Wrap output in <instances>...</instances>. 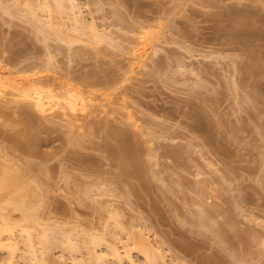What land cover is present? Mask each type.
<instances>
[{
	"label": "rangeland",
	"instance_id": "1",
	"mask_svg": "<svg viewBox=\"0 0 264 264\" xmlns=\"http://www.w3.org/2000/svg\"><path fill=\"white\" fill-rule=\"evenodd\" d=\"M73 1L77 7L70 0H0L1 65L10 69L15 57L14 70L25 72L36 64L42 77L81 90L87 100L85 110L70 116L76 125L59 117L60 107L36 114L46 130L26 151L16 139L28 129L21 115L27 108L15 96L7 95L17 104L5 98L11 110L0 117V156L6 153L23 171L34 162L27 179L45 183L42 207L35 208L40 222L28 226L40 250L35 262L94 264L90 252L96 251L99 264H147L142 238L160 253L155 264H264V0ZM110 126L141 149L133 167L105 148L107 140L118 145ZM68 133L80 140L72 142ZM13 210L7 212L18 224L21 250L11 259L0 249V263L36 264L20 234L27 222ZM45 237L58 241L48 255L39 246ZM68 239L71 246L64 247Z\"/></svg>",
	"mask_w": 264,
	"mask_h": 264
},
{
	"label": "bare ground",
	"instance_id": "2",
	"mask_svg": "<svg viewBox=\"0 0 264 264\" xmlns=\"http://www.w3.org/2000/svg\"><path fill=\"white\" fill-rule=\"evenodd\" d=\"M72 1V2H71ZM70 2H71V4H72V6H74V7H77V5H75V1H73V0H70ZM63 5V4H62ZM33 6H34V4H33ZM60 6V5H59ZM38 7H39V5H38ZM62 8H63V6H61ZM29 8V7H28ZM33 8V7H32ZM36 9H37V6H36ZM40 9V8H39ZM66 9V8H65ZM61 10V9H60ZM35 11V10H34ZM62 11V10H61ZM33 12V11H32ZM38 12H40L39 10H38ZM168 12V11H167ZM36 13V15L35 16H33V17H35L36 18V22H39L40 23V21H38L37 20V17H38V14H37V12H35ZM120 13V12H119ZM164 13V12H163ZM32 14V13H31ZM116 14V13H115ZM162 14V13H161ZM160 14V15H161ZM122 15V14H121ZM120 15V16H121ZM166 15V14H165ZM119 16V15H118ZM119 16V18H120V20L122 19L121 17ZM158 16V15H157ZM162 16H164V14L162 15ZM243 16V15H242ZM123 17V16H122ZM154 18V17H153ZM248 19V18H247ZM35 20V19H34ZM40 20V19H39ZM78 20H79V18H78ZM78 20H76L77 22H78ZM154 20H156V19H154ZM234 20H235V18H234ZM122 21V20H121ZM135 21V20H134ZM146 21V20H145ZM238 21H240V20H238ZM242 21H244V20H242ZM81 22V21H80ZM80 22H78V24L80 23ZM136 22V21H135ZM138 22V21H137ZM157 22V21H156ZM250 22V21H249ZM41 23H42V21H41ZM82 23V22H81ZM123 23V22H122ZM142 23V22H141ZM237 23V22H236ZM240 22H238V24H239ZM77 24V25H78ZM121 24V23H120ZM134 24V23H133ZM160 24V23H159ZM234 24V23H233ZM245 24H246V22H245ZM245 24L244 23H241V25H244V27H245ZM80 25V24H79ZM78 25V26H79ZM82 25L83 26H85L86 27V25H84L83 23H82ZM82 25H80V26H82ZM123 25V24H122ZM139 25H141V24H139ZM144 25H146V24H144ZM161 25V24H160ZM248 25V24H247ZM88 26V25H87ZM233 26V25H232ZM239 26V25H238ZM89 27V26H88ZM127 27V26H126ZM135 27H136V25H135ZM137 27H138V25H137ZM143 27V26H142ZM41 28V27H40ZM87 28V27H86ZM90 28V27H89ZM134 28V27H133ZM146 28H148V27H146ZM238 28V27H237ZM78 29V28H77ZM131 29V28H130ZM129 29V30H130ZM135 29V28H134ZM40 30V29H39ZM73 30V29H72ZM79 30V29H78ZM84 30H86V29H83L82 30V28H81V31H83L84 32ZM133 30V29H132ZM139 30V29H138ZM37 31H38V29H37ZM42 31V30H41ZM80 31V30H79ZM80 31V32H81ZM92 32V29L91 30H89V32ZM243 31V30H242ZM136 32V31H135ZM142 32V31H141ZM237 32H238V30H237ZM39 33V32H38ZM94 33V32H93ZM87 34V33H86ZM91 34V33H90ZM138 34V33H137ZM146 34H147V32H146ZM82 35V34H81ZM84 35V34H83ZM96 35V34H95ZM135 35V34H134ZM140 35H142V34H140ZM86 36V35H85ZM94 36V35H93ZM97 36H98V34H97ZM39 37V36H38ZM87 37V36H86ZM89 37V36H88ZM100 37V36H99ZM99 37H97V39L99 38ZM144 37V36H143ZM156 37V36H155ZM45 38H47V36H45ZM58 38H59V36H58ZM61 38V37H60ZM59 38V39H60ZM78 38V37H77ZM80 38V37H79ZM90 38V37H89ZM88 38V39H89ZM159 38V37H158ZM42 39H43V37H42ZM147 39H148V37H147ZM151 39V38H150ZM168 39V38H167ZM44 40H46V39H44ZM63 40V39H62ZM76 40V39H75ZM74 40V41H75ZM78 40H80V39H78ZM83 40V39H82ZM93 40V39H92ZM43 41V40H42ZM64 41V40H63ZM68 41V40H67ZM91 41V40H90ZM34 42V41H33ZM101 42V41H100ZM144 43H146V45L148 44L147 42H145V40L143 41ZM143 42H141L140 44H143ZM18 43V42H17ZM37 43H39V42H37ZM41 43V42H40ZM43 43V42H42ZM49 43V42H48ZM89 43V42H88ZM92 44V43H91ZM31 48V47H30ZM69 48H71V47H69ZM37 49V48H36ZM68 49V48H67ZM3 50H5V49H3ZM2 50V51H3ZM23 50V49H22ZM63 50H65V49H63ZM71 50V49H70ZM1 51V52H2ZM28 51V50H27ZM44 51V50H43ZM55 51V50H54ZM78 51V50H77ZM6 53V52H5ZM40 53V52H39ZM69 53V52H68ZM3 54V53H2ZM20 54L21 53H19V55L18 56H20ZM50 54H52V53H50ZM74 54V53H73ZM155 54V53H154ZM6 55V54H5ZM4 55V56H5ZM55 55H56V53H55ZM70 55H72L71 53H70ZM70 55H68V56H70ZM3 56V57H4ZM14 56V55H13ZM15 56H17V55H15ZM22 56V55H21ZM39 56V55H38ZM48 56V55H47ZM144 56V55H143ZM150 56V55H149ZM1 57V56H0ZM72 57V56H71ZM6 57H4V59H5ZM15 58V57H14ZM14 58H12L11 60H9L10 62H14V65H16L15 64V62H20L19 60L18 61H16ZM30 58V57H29ZM34 58V57H33ZM51 58V57H50ZM53 58V57H52ZM55 58V57H54ZM70 58V57H69ZM2 59V58H1ZM0 59V60H1ZM19 59V58H18ZM3 60V59H2ZM21 60V59H20ZM38 60V59H37ZM46 60H47V58H46ZM254 60V59H253ZM252 60V61H253ZM8 61V60H7ZM36 63H38V61H36V60H34ZM44 61V60H43ZM53 61H54V59H53ZM52 61V62H53ZM4 62V61H3ZM21 62H23V61H21ZM29 62V61H28ZM51 62V63H52ZM255 62V61H254ZM261 62V61H260ZM259 62V63H260ZM8 63V62H7ZM256 63V62H255ZM3 64V63H2ZM5 64V63H4ZM1 65V61H0V117H2L3 118V116L5 115V117H7L6 116V114H7V112H8V109H10V107H9V105H8V98L7 99H5L6 98V96L9 94L12 98L15 96V97H17V99L16 98H14L15 99V101L16 100H18L19 99V101H20V103L22 102L23 103V107L25 108H27V109H24L23 111H21L22 109H23V107H22V109L20 110L22 113H21V115L23 116V121H24V123H25V125H26V128H28L27 130H23L24 132L22 133V139H16V143H21V145L23 146V147H25L26 148V151H27V148L29 149V147H34V146H36V145H38L37 143L39 142L38 141V139L40 138V137H37V133H39L40 132V130H42V129H44V130H46L45 128H46V125H45V127H44V125H42V124H40V122H39V120L40 119H38V117L36 116V114H41V115H45V117H46V114H50V112L51 111H56L57 109H56V107H60V109H61V112L59 113L58 112V115H59V117L60 118H62V119H65L66 117H69V119L68 120H70V122L72 123V125H74L75 124V122L73 121L74 120V117H77L76 115H77V112L78 111H80L79 110V108L80 109H82V110H85V109H83V107H85L84 105L86 104V102H85V98L86 97H84V93L83 92H81V90H77V88L75 89V87H72V86H69V84L68 85H66V84H61V83H59L58 81V79H56V78H49L48 76H47V78H45V77H42L40 74H41V71H40V69L38 68V65H34V66H31L32 67V71L33 72H30V73H32V74H26V71L27 70H30V69H28V67H27V69H26V71L24 72V70L23 69H25V68H23L22 70L21 69H18V70H14V68H13V66L14 65H12L11 67H10V69H9V65L8 64H5V65ZM11 64V63H10ZM13 64V63H12ZM19 64V63H18ZM23 64V63H22ZM25 64V63H24ZM28 64H30V63H28ZM40 64V63H39ZM42 64V63H41ZM44 64V63H43ZM53 64V63H52ZM20 65V64H19ZM31 65V64H30ZM33 65V64H32ZM256 65H257V63H256ZM258 65H260V64H258ZM16 66H18V65H16ZM20 66H22V65H20ZM24 66V65H23ZM29 66V65H28ZM15 67V66H14ZM30 67V66H29ZM252 67V66H251ZM250 67V68H251ZM254 67H256V66H254ZM260 67H261V65H260ZM17 68V67H16ZM15 68V69H16ZM39 69V71H38V69ZM41 68V67H40ZM45 68V67H44ZM50 68V67H49ZM48 68V69H49ZM161 68V67H160ZM253 68V67H252ZM262 68H263V66H262ZM37 69V70H36ZM54 69V68H53ZM255 69V68H254ZM258 69H259V67H258ZM30 70V71H31ZM44 70V69H43ZM247 70V69H246ZM256 70V69H255ZM254 70V71H255ZM23 71V72H22ZM251 71V70H250ZM39 72H40V74H39ZM47 73H48V71H46ZM45 72V73H46ZM53 72V71H52ZM28 73V72H27ZM45 73H42L43 75L45 74ZM94 74V73H93ZM246 74V73H245ZM86 76V75H85ZM58 78V77H57ZM89 78V77H88ZM104 78V77H103ZM92 79V78H91ZM245 79V78H244ZM56 80H58L57 82H56ZM92 81H93V79H92ZM113 81V80H112ZM85 82V81H84ZM87 82V81H86ZM69 83V82H68ZM101 83V82H100ZM104 83V82H103ZM244 83V82H243ZM71 84V83H70ZM106 84V83H105ZM86 85H87V83H86ZM246 85V84H245ZM109 86V85H108ZM9 89H11L12 91H17V92H15L14 94H13V96L11 95V93H9ZM81 89V88H80ZM11 91V92H12ZM13 93V92H12ZM10 96H7V97H10ZM10 97V99H12ZM9 99V101H11ZM12 101H13V99H12ZM19 101H18V103H19ZM87 101V100H86ZM14 102V101H13ZM14 103H16V102H14ZM19 103V104H20ZM9 104H11V102L9 103ZM13 104V103H12ZM17 104V103H16ZM11 106V105H10ZM81 106H83L82 108H81ZM19 107H20V105H19ZM30 108V110H33V109H35L34 111L35 112H38V113H35L34 111L32 112V111H30V110H28ZM33 108V109H32ZM20 109V108H19ZM56 109V110H55ZM11 110V109H10ZM15 112H17V111H15ZM11 113V112H10ZM52 113V112H51ZM196 113V112H195ZM104 114V113H103ZM17 115H18V113H17ZM21 115H20V117H21ZM55 115H57V114H55ZM192 115V114H191ZM199 115V114H198ZM206 115V114H205ZM70 116H74L73 117V119H71L72 117H70ZM57 117V116H56ZM206 117V116H205ZM11 118V117H10ZM12 118H15V117H12ZM40 118V117H39ZM58 118V117H57ZM1 119V118H0ZM98 119H100V118H98ZM104 119V118H103ZM201 119H202V117H201ZM205 119V118H204ZM5 120V119H4ZM77 120H79V119H76L75 121H77ZM96 120V119H95ZM7 121H8V119H7ZM9 121H10V119H9ZM53 121V120H52ZM62 121H64V120H62ZM81 121V120H80ZM104 121V120H103ZM198 121V120H197ZM6 122V121H5ZM59 122V121H58ZM78 122V121H77ZM96 122V121H95ZM195 122V121H194ZM12 123V122H11ZM15 123V122H14ZM14 123H12V124H14ZM20 123V122H19ZM18 123V124H19ZM23 123V122H22ZM24 123L22 124V125H24ZM57 123V122H56ZM60 123V122H59ZM64 123V122H63ZM74 123V124H73ZM92 123H94V122H92ZM92 123H90V124H92ZM99 122L97 121V125H98V127H99V125L101 124H98ZM106 123V122H105ZM0 124H4V123H0ZM6 124V123H5ZM10 124V123H9ZM48 124V123H47ZM54 124V123H53ZM53 124H50V125H53ZM65 124V123H64ZM63 124V125H64ZM69 124V123H68ZM79 124V123H78ZM17 125V124H16ZM49 125V124H48ZM57 125V124H56ZM59 125V124H58ZM62 125V124H61ZM67 125V124H66ZM70 125L71 124H69V127H70ZM76 125V124H75ZM81 125V124H80ZM84 125V124H83ZM83 125H82V128H83ZM111 125V124H110ZM92 126V125H91ZM132 126V125H131ZM69 127H68V130H69ZM85 127H86V125H85ZM88 127H90V125H88ZM87 127V128H88ZM196 127V126H195ZM4 128H5V125H4ZM7 128V127H6ZM13 128V127H12ZM23 128V127H22ZM25 128V129H26ZM51 128V127H50ZM65 128H67V127H65ZM71 128H73V127H71ZM70 128V129H71ZM74 128H76V127H74ZM80 128V127H79ZM105 128H108L107 127V125H106V127ZM116 128V127H115ZM122 128V127H121ZM194 128V127H193ZM2 129V128H1ZM21 129V128H20ZM77 129H78V127H77ZM84 129H86V128H84ZM96 129V128H95ZM138 129V128H137ZM198 129V128H197ZM203 129V128H202ZM78 130H80V129H78ZM98 130V129H97ZM109 130V129H108ZM108 130H106L107 131V133H108ZM111 130V131H110ZM110 132L108 133L112 138H111V140L113 139V137L115 138V139H117L116 140V142L118 143V145L116 144V145H113L112 143H110V141H106V143H104V146H105V148L109 151V153L112 155V156H114L115 158H117V160H119V163H121L122 162V165L123 166H125L126 168H129L131 165H132V167H133V165L139 160V159H137L138 157V153L140 152V150H139V152L137 153L136 152V150L134 149L135 148V146H134V148L130 145L131 143L127 140L126 141V138H124L125 136H129V135H125L124 133H123V135H122V132L120 133V131H118L117 132V130L115 131V130H112V128H111V126H110ZM122 130V129H121ZM139 130V129H138ZM82 131V130H81ZM86 131H87V129H86ZM103 131H104V129H103ZM102 131V132H103ZM195 131V130H194ZM41 132H43V130L41 131ZM51 132V131H50ZM61 132V131H60ZM69 132V131H68ZM83 132V131H82ZM89 132V131H88ZM99 132H100V130H99ZM71 133V132H70ZM70 133H68L69 134V136L71 137V140H72V142H75V138H77V135L75 136V134L74 133H76V131H74V133H72L73 135V137L70 135ZM79 133H81V132H79ZM19 134V133H18ZM53 134V133H52ZM65 134V133H64ZM67 134V133H66ZM65 134V135H66ZM77 134V133H76ZM86 134V135H85ZM100 134H101V132H100ZM130 134V133H129ZM2 135L4 136V133L0 130V136H1V138H2ZM16 135V134H15ZM19 135H21V134H19ZM39 135V134H38ZM14 136V135H13ZM40 136V135H39ZM83 136H86L87 137V133H85L84 132V135ZM83 136H81V137H83ZM105 136V135H104ZM122 136H124L123 138H122ZM7 137H9L8 135H7ZM11 137V136H10ZM52 137V136H51ZM75 137V138H74ZM12 138V137H11ZM10 138V139H11ZM15 138V137H14ZM21 138V137H20ZM43 138V137H42ZM110 138V137H109ZM9 139V138H8ZM53 139V138H52ZM3 140H5V138L3 139ZM39 140H41V139H39ZM43 140V139H42ZM61 140V139H60ZM80 139H79V137L77 138V142L79 141ZM84 140V139H83ZM110 140V139H109ZM129 140H130V138H129ZM15 141V140H14ZM13 141V142H14ZM49 141V140H48ZM53 141V140H52ZM68 141H69V138H68ZM132 141V140H131ZM1 142V141H0ZM9 142H11V140L9 141ZM8 142V143H9ZM42 142V141H41ZM60 142V141H59ZM71 142V141H70ZM76 142V144H78ZM105 142V141H104ZM113 142V141H112ZM15 143V144H16ZM43 143V142H42ZM50 143H51V140H50ZM54 143V142H53ZM80 143H82V141L80 142ZM80 143H79V145H80ZM103 143V142H102ZM130 143V144H129ZM11 144V143H10ZM13 144V143H12ZM56 144V143H55ZM70 144V143H69ZM99 144V143H98ZM14 145V144H13ZM40 145H42V144H40ZM71 145V144H70ZM73 146H74V144H72ZM71 145V146H72ZM86 145V144H85ZM100 145V144H99ZM20 146V145H19ZM22 146H20L21 148H22ZM102 145H100V147H101ZM77 147H78V145H77ZM169 147V146H168ZM17 148V147H16ZM34 148H36V147H34ZM69 148H70V146H69ZM75 148V147H74ZM79 148V147H78ZM102 148V147H101ZM138 148V147H137ZM167 148V147H166ZM14 149V148H13ZM23 149V148H22ZM65 149H67V148H65ZM73 149V148H72ZM1 150V149H0ZM3 150V149H2ZM5 150V149H4ZM8 150V149H7ZM16 150V149H15ZM17 150H18V148H17ZM31 150V149H30ZM30 150L28 151V152H30ZM37 150H38V148H37ZM103 150V149H102ZM106 150V151H107ZM11 151V150H10ZM22 151V150H21ZM24 152H26L25 151V149L23 150ZM55 151V150H54ZM73 151V150H72ZM174 151V150H173ZM5 152V151H4ZM3 152V153H4ZM7 152V151H6ZM33 152V151H32ZM34 152H36V150H34ZM71 151H69V153H70ZM75 152V151H74ZM73 152V153H74ZM1 153V152H0ZM12 153V152H11ZM36 153H38V152H36ZM107 153V152H106ZM168 153V152H167ZM167 153H166V155H167ZM10 154V153H9ZM15 154H16V152H15ZM22 154V153H21ZM72 154V153H71ZM77 154V153H76ZM150 154V153H149ZM187 154V153H186ZM20 155V154H19ZM56 155V154H55ZM172 155V154H171ZM7 155H6V153H5V155H4V158L2 157V156H0V157H2V159L0 160V249H6L7 251H8V254H9V256H10V258L11 259H13V258H15L16 256H18L17 255V253H18V251L19 250H21L20 249V247H19V243H17L15 240V238H14V232H15V229L17 228V226H18V224H15V223H12V221H10V219H9V213L7 212L8 210H10V209H14L13 211H17V210H19V211H21L22 212V217H23V219L21 220V221H26L27 223H28V225H27V223H26V225H20L19 227L21 228L20 229V234L22 235V234H25V240L27 241V248L25 249V250H27V252H25V254H27V253H29V255L31 256L30 257V259L28 258V256H27V258L29 259V260H31L32 262H33V260H34V263H36V264H38V262H35V260L37 259V253L39 254V251L37 252V250L35 249V242L33 243V236H32V234H33V232H32V229H35V226L34 227H31L32 225H34L35 223H36V221L37 220H39V219H37V218H40V216L39 215H37L38 214V212L40 211L39 210V208H41V207H38V205L40 204V202H43V200L41 199V198H45V196H43V195H41L42 193H41V190H42V192H43V188H42V186L41 185H43L42 183H44V181L43 182H41V184H40V181H41V179H40V181L38 180V179H36L37 180V182L35 181V182H33V181H31L33 178L32 177H30V179L31 180H29V179H27V177L28 176H32L30 173H27V170H33L32 169V167H33V164L35 165V163L34 162H32V161H30V162H26V164H25V166H23L25 169H26V173L27 174H25V169H24V171L20 168V166H15L14 164H12V162H10V160H7V157H6ZM9 156V155H8ZM38 156H39V153H38ZM106 156H108V155H106ZM140 156H142V155H140ZM30 157H31V155H30ZM78 157V156H77ZM79 157H80V155H79ZM111 157V156H110ZM114 157H112V158H114ZM10 158H13L12 156L10 157ZM18 158H19V156H18ZM24 158V157H23ZM38 158V157H37ZM140 158V157H139ZM175 158V157H174ZM15 159V158H14ZM22 159V158H21ZM24 159H26V157L24 158ZM23 159V160H24ZM40 159V158H39ZM68 159H70V158H68ZM75 159H76V157H75ZM78 159V158H77ZM137 159V161H135ZM142 159V158H141ZM18 160V159H17ZM20 160V159H19ZM26 160H28V159H26ZM25 160V161H26ZM48 160V159H47ZM72 160H73V158H72ZM177 160V159H176ZM24 161V162H25ZM45 161V160H44ZM78 161V160H77ZM23 162V163H24ZM33 164H32V163ZM36 162V161H35ZM68 162H72V161H68ZM118 162V161H117ZM180 162V161H179ZM15 163V162H14ZM17 164H18V162H16ZM21 163V162H20ZM23 163H21V164H23ZM73 163V162H72ZM84 164V163H83ZM137 164H139V163H137ZM24 165V164H23ZM37 165V164H36ZM47 165V164H46ZM49 165V164H48ZM67 165V164H66ZM76 165H77V163H76ZM121 165V164H120ZM22 166V165H21ZM39 166V165H38ZM38 166H37V168H38ZM50 166V165H49ZM78 166H79V164H78ZM114 166H115V164H114ZM117 166V165H116ZM122 166V168H125V167H123ZM183 166V165H182ZM40 167V166H39ZM66 167V166H65ZM69 167V166H68ZM120 167V166H119ZM184 167V166H183ZM49 168V167H48ZM78 168V167H77ZM135 168H136V165H135ZM139 168V167H138ZM41 169H42V171L43 172H47L48 170H47V168H42L41 167ZM64 168H62V170H63ZM30 170V172L32 173H34L36 170H34V171H31ZM38 170V169H37ZM120 170V169H119ZM132 170V169H131ZM41 170H39V172H41V173H43ZM51 171V170H50ZM50 171H48V172H50ZM65 171V170H64ZM63 171V172H64ZM29 172V171H28ZM39 172H36V173H39ZM56 172V171H55ZM130 172V171H129ZM34 174V176L35 175H37V174ZM51 173V172H50ZM49 173V174H50ZM59 173H60V171H59ZM121 173V172H120ZM28 174H30V175H28ZM48 174V173H47ZM48 174V175H49ZM130 174V173H129ZM132 174H133V171H132ZM131 174V175H132ZM135 174V173H134ZM48 175H46L47 177H49ZM55 175V174H54ZM61 175V174H60ZM65 175V174H64ZM94 175V174H93ZM128 175V174H127ZM137 175H138V173H137ZM25 176H26V179L27 180H29V181H31L33 184L31 185V184H28L27 183V180H25L24 178H25ZM33 176V177H34ZM41 176H44V174L43 175H41ZM63 176V175H62ZM98 176V175H97ZM97 176H94V177H97ZM45 177V176H44ZM66 177V176H65ZM99 177V176H98ZM97 177V178H98ZM138 177V176H137ZM35 178H37V176L35 177ZM38 178H39V174H38ZM64 178V177H63ZM93 178V177H92ZM103 178H104V176H103ZM124 178V177H123ZM136 178V177H135ZM50 179V178H49ZM53 179V178H52ZM60 179V178H59ZM66 179V178H65ZM65 179H64V181H65ZM94 179H96V178H94ZM102 178H101V176H100V178H99V180H101ZM119 179V178H118ZM140 179V178H139ZM43 180V179H42ZM46 180V179H45ZM63 180V179H62ZM61 180V181H62ZM26 181V182H25ZM54 181V180H53ZM58 181V180H57ZM95 181V180H94ZM31 182H29V183H31ZM85 182H87V181H85ZM93 182V181H92ZM98 182V181H97ZM102 181H100V183H101ZM107 182V181H106ZM47 183H48V181H47ZM96 183V182H95ZM109 183V182H108ZM133 183V182H132ZM45 184V183H44ZM81 184V183H80ZM86 184V183H85ZM104 184L106 185V183L104 182ZM103 184V185H104ZM112 184V183H111ZM197 184H198V182H197ZM48 185V184H47ZM82 185V184H81ZM100 185V184H99ZM145 185H147V184H145ZM33 186V187H32ZM40 187H41V190H40ZM92 187V186H91ZM93 188V187H92ZM199 188V187H198ZM44 189H45V187H44ZM50 189V188H49ZM78 189V188H77ZM81 190V189H80ZM52 191V190H51ZM92 191V190H91ZM112 191V190H111ZM111 191H110V193H111ZM149 191V190H148ZM78 192H79V190H78ZM77 192V193H78ZM82 192V191H81ZM84 192V191H83ZM86 192V191H85ZM46 193H47V191H46ZM45 193V194H46ZM49 193V192H48ZM47 193V194H48ZM104 193L106 194V192H105V190H104ZM36 200V201H35ZM35 201V202H34ZM37 204V205H36ZM41 204H43L44 205V203H41ZM34 206H36V207H34ZM40 206V205H39ZM38 207V208H37ZM35 208H37V210H38V212L36 213L35 211H37V210H35ZM10 212V211H9ZM20 212V213H21ZM232 212V211H231ZM39 216V217H38ZM21 218V217H20ZM33 220V223L34 224H32V222L30 223V221H32ZM40 222V221H39ZM38 222V223H39ZM21 223V222H20ZM38 223H36V226L38 225ZM30 224V225H29ZM41 225H42V223H40ZM39 224V225H40ZM40 225V226H41ZM28 226H30L32 229H29V227ZM40 226H38L39 228H40ZM41 230H42V228H41ZM40 232V231H39ZM41 234H43L42 232H41ZM34 235V234H33ZM43 235H45L46 236V233L45 234H43ZM42 235V236H43ZM244 235V234H243ZM55 236V235H54ZM39 237H40V234H39ZM36 238V237H35ZM54 238V237H53ZM221 238V237H220ZM41 239V238H40ZM47 239L49 240V237L48 238H46L45 237V239L43 238V241L42 240H40V243L41 244H39V246L40 245H43L42 246V252H43V254L42 255H46V253H47V255H48V253H49V251L50 250H52L51 248L53 247V246H56L55 245V243L57 242L58 243V241L57 240H53V239H51V241L53 240V242H48L47 241ZM56 239H57V237H56ZM62 239H64V238H62ZM141 239V244H139L140 245V247L142 248V254H144V257L147 259H145L146 260V262L148 261V263L147 264H149V263H152L153 261H155V263L157 262V256L159 257V254H156V251H155V248L151 245V242L150 241H148V240H143L142 238H140ZM35 240H37V239H35ZM38 241V240H37ZM62 241V240H61ZM60 241V242H61ZM39 242V241H38ZM60 242H59V244H60ZM63 243V246L64 247H66V246H71L70 245V243H69V239H68V241L66 240V242H62ZM64 243L66 244V246L64 245ZM69 243V244H68ZM73 245V244H72ZM76 245V244H75ZM74 245V246H75ZM36 247H37V245H36ZM63 247V248H64ZM40 248V247H39ZM54 248V247H53ZM72 249H73V246L71 247ZM66 249H68V248H66ZM24 250V251H25ZM75 250H76V246H75ZM72 251V250H71ZM37 252V253H36ZM91 253V258H89V259H91L92 260V262L94 263V264H99V262H100V260L102 259V255H98L97 254V252L96 251H93V252H90ZM20 254V253H19ZM22 254H23V252H22ZM115 254H117L118 256H120V252L118 251V249H116L115 250ZM153 255V256H152ZM157 255V256H156ZM23 257V255H20V257ZM26 256V255H25ZM40 256V255H39ZM50 256V255H49ZM44 257V256H43ZM47 257V256H46ZM45 257V258H46ZM160 257H162V255H160ZM24 258H26V257H24ZM27 259V260H28ZM39 259H40V257H39ZM41 259H43V258H41ZM218 259V258H217ZM151 260V261H150ZM210 260V259H209ZM30 261V262H31ZM37 261V260H36ZM40 262H41V260H40ZM39 262V263H40ZM43 262V261H42ZM41 262V263H42ZM91 262V261H90ZM91 262V263H92ZM211 262H212V260H211ZM214 262V261H213ZM218 262V261H217ZM155 263H152V264H155ZM1 264V263H0ZM10 264H12V263H10ZM43 264H45V263H43ZM213 264V263H212ZM215 264V263H214Z\"/></svg>",
	"mask_w": 264,
	"mask_h": 264
}]
</instances>
